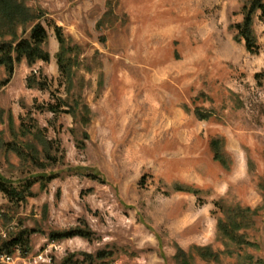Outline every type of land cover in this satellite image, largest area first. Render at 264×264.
I'll return each mask as SVG.
<instances>
[{
  "label": "rangeland",
  "instance_id": "374dc122",
  "mask_svg": "<svg viewBox=\"0 0 264 264\" xmlns=\"http://www.w3.org/2000/svg\"><path fill=\"white\" fill-rule=\"evenodd\" d=\"M250 1L22 0L42 15L50 60L17 64L0 89V142L16 139L23 121L31 134L44 130L52 158L27 167L0 149V174L54 177L19 205L0 193V244L34 230L30 251L4 253L0 264L97 252L108 254L105 264H177V250L193 246L220 253L218 263L193 253L194 264H249L248 256L264 264V19L253 17L255 54L233 28ZM54 24L70 83L58 67ZM31 74L46 88L28 87ZM59 102L57 113L46 110ZM31 134L23 139L41 149ZM217 204L260 208L241 232L251 245L218 238ZM78 228L91 239L49 240Z\"/></svg>",
  "mask_w": 264,
  "mask_h": 264
},
{
  "label": "trees",
  "instance_id": "16d2710c",
  "mask_svg": "<svg viewBox=\"0 0 264 264\" xmlns=\"http://www.w3.org/2000/svg\"><path fill=\"white\" fill-rule=\"evenodd\" d=\"M259 11V18L264 19V0H251L247 6H243V20L233 24L236 32L235 38L243 40L246 49L255 54L259 50L256 37L252 28L253 17ZM42 15L39 11L28 8L22 0H0V69L4 70L5 76L0 78V89L5 87L12 79L17 64L25 61L28 66L35 64L38 61L49 62L50 53L46 50L45 45L48 41L49 34L46 27L41 23ZM21 29V32L19 30ZM53 31L59 44V52L57 55V63L60 72L64 77H68L70 83V62L65 57V39L62 28L56 24L53 25ZM261 74H256L259 79ZM28 87H37L45 89L46 83L40 80L36 75L31 74L27 77ZM63 106L62 102L57 104H46V110L57 113ZM69 110H64V112ZM66 112V113H67ZM204 117V116H203ZM10 130L15 129L12 117L8 118ZM204 119V118H202ZM16 130V129H15ZM42 129L35 130L31 134V130L25 126L23 121H20L18 130L16 131L17 138L11 141L0 142V149L4 151L14 152L27 167H43L46 161L51 160L50 150L52 142L46 139ZM1 134V132H0ZM32 135L33 139L41 145V149L33 143V141L24 140L23 137ZM1 137V135H0ZM23 139V140H22ZM217 142L212 145L214 149H218ZM215 158L222 161L218 152H215ZM54 176L45 173L28 174L24 178L10 179L0 174V193L12 205H19L33 196L32 187L39 184L41 188L53 179ZM260 188L264 191V183L260 184ZM175 191H186L193 194H198L197 190L175 186ZM220 217L217 221V234L220 240H223L226 245H251L246 240L241 232L252 227L253 217L256 216L260 208H250L241 206H221ZM34 233L32 229H22L17 234L10 236L7 240L1 242L0 253L12 254L19 252L26 255L30 251V237ZM80 236L82 238L91 239V232L83 229H75L65 232H52L48 235L50 241H58L64 238ZM227 242V243H226ZM193 253L205 261L218 263L220 261V253L214 252L209 246H193L189 252L178 249L175 255L177 264H194ZM78 254H70L66 256L59 264H105L102 262L108 256L105 252H97L96 255L89 253H81V258ZM253 258L248 256L246 263L251 264Z\"/></svg>",
  "mask_w": 264,
  "mask_h": 264
},
{
  "label": "built area",
  "instance_id": "2783aa9c",
  "mask_svg": "<svg viewBox=\"0 0 264 264\" xmlns=\"http://www.w3.org/2000/svg\"><path fill=\"white\" fill-rule=\"evenodd\" d=\"M10 257L8 256V255H6V254H2V255H0V260H4V259H9Z\"/></svg>",
  "mask_w": 264,
  "mask_h": 264
},
{
  "label": "crops",
  "instance_id": "0c3cea01",
  "mask_svg": "<svg viewBox=\"0 0 264 264\" xmlns=\"http://www.w3.org/2000/svg\"><path fill=\"white\" fill-rule=\"evenodd\" d=\"M22 62H24V61H22ZM22 62H21V63H22ZM14 74H15V72H14ZM13 77H14V75H13ZM13 77H12L11 81L13 80ZM11 81H10L9 83H11Z\"/></svg>",
  "mask_w": 264,
  "mask_h": 264
}]
</instances>
